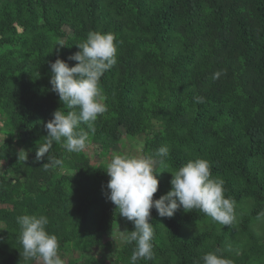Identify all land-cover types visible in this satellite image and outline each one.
I'll list each match as a JSON object with an SVG mask.
<instances>
[{"label":"trees","instance_id":"1","mask_svg":"<svg viewBox=\"0 0 264 264\" xmlns=\"http://www.w3.org/2000/svg\"><path fill=\"white\" fill-rule=\"evenodd\" d=\"M89 31L114 34L117 63L100 79L107 110L88 144L106 155L123 126L143 139L141 154L169 148L153 199L170 191L169 172L203 158L235 201L231 226L198 209L162 218L153 208L155 258L136 264H203L217 251L264 264V0H0V264L36 262L18 239L23 214L48 217L65 264H130L134 244L116 237L134 227L106 199L108 162L59 143L49 155L62 167L45 170L48 154L35 156L43 124L69 111L51 91L49 62L75 66L68 57Z\"/></svg>","mask_w":264,"mask_h":264},{"label":"clouds","instance_id":"2","mask_svg":"<svg viewBox=\"0 0 264 264\" xmlns=\"http://www.w3.org/2000/svg\"><path fill=\"white\" fill-rule=\"evenodd\" d=\"M114 40L111 32L89 31L86 39L76 45L79 50L68 57V60L78 62L75 66L70 67L59 56L54 62H49L51 91L58 95L60 103L69 111L58 108L52 119L43 124L47 135L44 142L37 145L35 156L39 161L48 154L47 162L43 164L45 170L63 166L61 159L49 155L54 143L61 144L69 153H79L87 148L89 133L95 132V121L107 110L99 82L103 74L117 63ZM65 46L61 40L55 48L57 53ZM222 74V71H217L212 79H218ZM194 102L204 103V98L195 96ZM82 124L87 130L81 127ZM19 153L26 158L28 156L23 149ZM168 154L166 145L155 154L113 152L106 165L109 177L106 199L115 205L119 216L132 222L134 227L132 231L119 229L116 237L121 244H134L130 264H136L139 259L152 261L155 258L152 244L154 228L150 223L153 208L162 218H171L183 208L185 212L198 209L224 226H231L236 219L235 201L225 197L223 179L213 177L210 162L203 158L190 159L169 172L172 177L170 191L153 199L159 185L157 174L160 173L155 169L157 165L164 164ZM17 224L25 259H34L40 264H65L59 255L57 237L46 230L49 224L47 216L23 214L17 217ZM201 259L203 264H233L219 251L208 252Z\"/></svg>","mask_w":264,"mask_h":264},{"label":"rangeland","instance_id":"3","mask_svg":"<svg viewBox=\"0 0 264 264\" xmlns=\"http://www.w3.org/2000/svg\"><path fill=\"white\" fill-rule=\"evenodd\" d=\"M120 129L123 133L122 139L120 141L113 142L109 147V153H107L106 155H99L101 154L100 149L98 147V145L101 146L100 144H96V145H93L92 143L88 144L84 152L91 158L92 163L96 164L99 161L108 162L113 152L119 153L121 151L124 154H136V155L141 154V151L143 149V139H141L140 137L130 138L129 136L126 135L125 127L121 126ZM0 137L2 138L4 137V135L0 134ZM1 173H3V169L0 167V174ZM35 264H40V262L36 261Z\"/></svg>","mask_w":264,"mask_h":264}]
</instances>
